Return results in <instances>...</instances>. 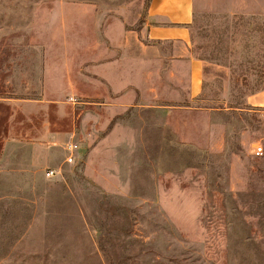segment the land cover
I'll return each mask as SVG.
<instances>
[{
	"label": "rangeland",
	"instance_id": "obj_1",
	"mask_svg": "<svg viewBox=\"0 0 264 264\" xmlns=\"http://www.w3.org/2000/svg\"><path fill=\"white\" fill-rule=\"evenodd\" d=\"M149 3L0 0V264H264V0Z\"/></svg>",
	"mask_w": 264,
	"mask_h": 264
},
{
	"label": "crops",
	"instance_id": "obj_2",
	"mask_svg": "<svg viewBox=\"0 0 264 264\" xmlns=\"http://www.w3.org/2000/svg\"><path fill=\"white\" fill-rule=\"evenodd\" d=\"M194 0H150L146 28L147 37L155 42L181 41L188 43L190 26L194 18ZM191 92L195 94L199 89V67L197 59L190 60ZM39 153H36L37 157ZM39 157V156H38Z\"/></svg>",
	"mask_w": 264,
	"mask_h": 264
},
{
	"label": "built area",
	"instance_id": "obj_3",
	"mask_svg": "<svg viewBox=\"0 0 264 264\" xmlns=\"http://www.w3.org/2000/svg\"><path fill=\"white\" fill-rule=\"evenodd\" d=\"M78 148H79V145L77 143H74V142L66 143V145H65V150L67 152L66 161L72 162L75 160ZM255 153L257 155H261L263 153L262 146H257ZM54 173H56V170H54V169L46 170L47 176H52V175H54Z\"/></svg>",
	"mask_w": 264,
	"mask_h": 264
}]
</instances>
